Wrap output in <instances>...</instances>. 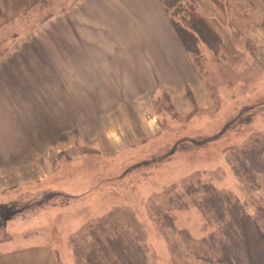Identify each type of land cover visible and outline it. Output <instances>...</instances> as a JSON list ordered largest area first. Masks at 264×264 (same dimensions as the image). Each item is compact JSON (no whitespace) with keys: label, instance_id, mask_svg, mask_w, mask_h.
I'll return each mask as SVG.
<instances>
[{"label":"rangeland","instance_id":"obj_1","mask_svg":"<svg viewBox=\"0 0 264 264\" xmlns=\"http://www.w3.org/2000/svg\"><path fill=\"white\" fill-rule=\"evenodd\" d=\"M113 2L0 0L10 15L0 26V251L47 246L59 264H91L103 258L97 231L139 242L149 264H203L184 236L198 240L217 223L205 225L196 194L181 204L185 185L211 181L253 215L264 204V171L241 177L230 162L264 149V0L165 9L194 41L164 72L108 64L124 26Z\"/></svg>","mask_w":264,"mask_h":264},{"label":"trees","instance_id":"obj_2","mask_svg":"<svg viewBox=\"0 0 264 264\" xmlns=\"http://www.w3.org/2000/svg\"><path fill=\"white\" fill-rule=\"evenodd\" d=\"M162 2L168 12L172 9L180 11L179 0H162ZM194 22L193 20L192 28L199 30L201 24ZM172 23L184 47L189 50V43L194 41V38L188 35L189 32L186 29L188 34L183 32L185 30L177 20L174 19ZM183 37L186 39L183 40ZM251 150L255 152L253 157H251L250 151H246L243 157H239V154L236 153V163L232 162L230 157L232 167L241 177L245 176L242 170L247 171L249 168L259 172L264 171V160L258 159V156L264 157V149L251 148ZM254 173H256L254 170L251 171L249 176L253 177ZM250 177L249 182H251ZM196 183V185H185L180 197L181 204L184 207L191 205L187 203V194H196L192 205H196L200 209L205 225L213 221L217 223L215 228L212 227L206 235L198 240L189 235L184 236L195 249V254L202 263L253 264L259 259L257 263L264 264V204H259L257 213L253 215L246 209V204L231 191L221 190L213 182L203 181L200 177L196 179ZM166 218L174 226V219L171 215L166 214ZM207 227L211 226H205L206 229ZM180 232L186 233L185 230ZM95 235L97 245H101L103 258L98 259L95 253L89 257L91 264H149L145 248L139 242H132L131 239L126 240L122 236L97 234V231ZM109 252L110 255L107 256ZM121 254L123 258L119 263L118 259L121 258Z\"/></svg>","mask_w":264,"mask_h":264},{"label":"crops","instance_id":"obj_3","mask_svg":"<svg viewBox=\"0 0 264 264\" xmlns=\"http://www.w3.org/2000/svg\"><path fill=\"white\" fill-rule=\"evenodd\" d=\"M112 1H114L113 5L115 8L114 16L111 14L110 15L114 17V23L117 24L116 16L121 12V25L124 24V26L121 28V30H117V32L115 31V45L113 55L107 56L106 54L108 64H112L113 66L153 65L159 66L157 70L164 72L167 70L166 66L170 62L174 69L177 68L180 61L175 58L177 57L176 51H180V48L183 49L184 45L179 39V36L174 25L170 21V18L168 19L166 10L164 8L165 6L162 5L161 0H126L125 7L120 6V8L118 7L117 0ZM136 2H138L137 7L139 11H141L137 14V16L133 12L136 10V7L134 6ZM1 6L2 5H0V26H3L9 20L10 15H4L1 10ZM147 7L149 10L146 9ZM155 8H157L156 11ZM26 9L27 8L21 10L22 13ZM147 12H149V14H147ZM155 13L162 15L164 18V21H160L165 23V27H163L165 28V31L153 25V15L155 16ZM129 23H131V25H138L136 38L134 36L135 34L131 31V25L130 27L127 26ZM127 29L129 30L127 31ZM164 34H166L168 38H166V40L164 39V44L162 43L157 45L156 42L162 41ZM135 40L137 41L136 44L134 43ZM177 46H180V48ZM155 50L159 52L155 53ZM106 56H101L99 59V62H101L103 65L107 64L105 62ZM161 65L163 67H160ZM125 69L128 70L127 68ZM149 71L153 74L154 68ZM162 73L158 75H161ZM179 73V71H175V74L173 75ZM121 75L125 74L121 73ZM181 76L183 75L181 74ZM4 80L10 81V78L7 77V79L5 78ZM0 81H3L1 76ZM179 88L181 87L178 86V89ZM183 93H185L184 90ZM147 100L148 99H146L145 105L148 109L149 101ZM189 109L190 108L185 107L184 111H188ZM149 114L153 113L148 111V116L150 117H145L144 115V119L146 124L153 126V115ZM0 264H59V262L53 248L47 246L29 245L19 248L13 247L0 251Z\"/></svg>","mask_w":264,"mask_h":264},{"label":"water","instance_id":"obj_4","mask_svg":"<svg viewBox=\"0 0 264 264\" xmlns=\"http://www.w3.org/2000/svg\"><path fill=\"white\" fill-rule=\"evenodd\" d=\"M6 204H0V216L3 224L7 223V211L4 210Z\"/></svg>","mask_w":264,"mask_h":264}]
</instances>
